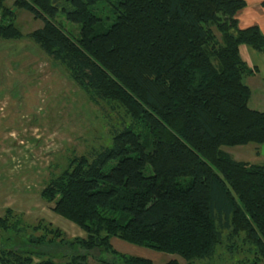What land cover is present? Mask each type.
I'll use <instances>...</instances> for the list:
<instances>
[{
  "label": "trees",
  "instance_id": "trees-1",
  "mask_svg": "<svg viewBox=\"0 0 264 264\" xmlns=\"http://www.w3.org/2000/svg\"><path fill=\"white\" fill-rule=\"evenodd\" d=\"M7 1L0 0L1 38L23 37L17 11L41 20L29 37L92 101L131 121L110 146L72 158L41 191L86 236L68 240L40 223L36 229L45 233L29 245L85 251L62 264H90L94 253L95 264H154L118 253L114 238L186 264L213 261L223 247L246 249L251 264H264V164L237 161L224 150L264 145V111L250 108L245 83L258 70L240 53L248 46L264 54L261 28L239 26L247 1ZM60 15L81 26L78 35L65 31ZM0 228L23 232L11 209ZM20 247H0V264H60L43 250Z\"/></svg>",
  "mask_w": 264,
  "mask_h": 264
},
{
  "label": "rangeland",
  "instance_id": "rangeland-1",
  "mask_svg": "<svg viewBox=\"0 0 264 264\" xmlns=\"http://www.w3.org/2000/svg\"><path fill=\"white\" fill-rule=\"evenodd\" d=\"M13 2L8 0L7 4L11 6ZM256 7L260 8L257 4ZM59 22L66 32L79 34V24L70 23L61 15ZM16 24L22 31V38L5 40L0 37V216L8 209L13 210L16 219L22 221L23 232L5 234L0 228V247L21 246L26 252L43 250L56 263L62 264L66 262L63 257L85 251L81 248L60 251L56 247L59 243L55 247H32L28 240L45 233L38 231L37 226L52 224L68 240L84 238L86 234L57 215L53 206L43 199L41 191L68 167L72 158L91 157L110 146L115 131L130 125L131 121L121 110L114 111L104 102L92 101L71 78L68 69L50 58L29 37L43 27L41 20L26 11H17ZM248 78H245L247 85ZM252 87L258 95L260 90ZM135 128L136 132H143L142 126ZM224 150L237 161L264 164V158L257 156V153H264V147L252 144ZM49 238L54 239L52 235ZM112 246L120 254L149 259L154 264L172 260L186 264L178 255L131 245L116 238L112 239ZM98 256L94 253L89 263H97L93 258ZM105 257L101 253V258ZM252 258L246 249L231 253L223 247L213 261L196 264H251Z\"/></svg>",
  "mask_w": 264,
  "mask_h": 264
},
{
  "label": "crops",
  "instance_id": "crops-1",
  "mask_svg": "<svg viewBox=\"0 0 264 264\" xmlns=\"http://www.w3.org/2000/svg\"><path fill=\"white\" fill-rule=\"evenodd\" d=\"M247 7L241 11L238 16L239 26L242 29L259 26L264 34V8L261 3L264 0H246ZM256 4L259 7H256ZM263 8V10H262ZM242 59L252 68H257L258 72L256 75L249 77V87L252 90V97L249 102L251 109L256 111H264V54H260L254 51L248 46H242L240 49ZM258 88L260 92L255 95L253 87ZM261 147H264L262 145ZM259 158H264V153H257Z\"/></svg>",
  "mask_w": 264,
  "mask_h": 264
}]
</instances>
